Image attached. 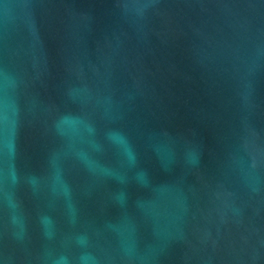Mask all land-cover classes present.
Instances as JSON below:
<instances>
[{
  "label": "water",
  "instance_id": "95a60500",
  "mask_svg": "<svg viewBox=\"0 0 264 264\" xmlns=\"http://www.w3.org/2000/svg\"><path fill=\"white\" fill-rule=\"evenodd\" d=\"M0 264H264V0H0Z\"/></svg>",
  "mask_w": 264,
  "mask_h": 264
}]
</instances>
